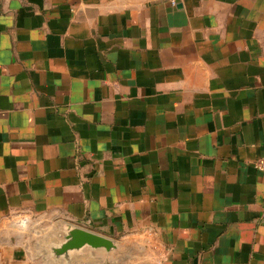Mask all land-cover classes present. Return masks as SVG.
<instances>
[{"label":"crops","instance_id":"obj_1","mask_svg":"<svg viewBox=\"0 0 264 264\" xmlns=\"http://www.w3.org/2000/svg\"><path fill=\"white\" fill-rule=\"evenodd\" d=\"M263 160L264 0H0V264H264Z\"/></svg>","mask_w":264,"mask_h":264},{"label":"water","instance_id":"obj_2","mask_svg":"<svg viewBox=\"0 0 264 264\" xmlns=\"http://www.w3.org/2000/svg\"><path fill=\"white\" fill-rule=\"evenodd\" d=\"M60 239V243L47 245L49 251L57 257L67 258L70 252L81 251L86 247L109 253L117 250V245L111 239L81 228H67L65 233H61Z\"/></svg>","mask_w":264,"mask_h":264},{"label":"built area","instance_id":"obj_3","mask_svg":"<svg viewBox=\"0 0 264 264\" xmlns=\"http://www.w3.org/2000/svg\"><path fill=\"white\" fill-rule=\"evenodd\" d=\"M175 4V3H174ZM258 168L262 171H264V160L261 161L259 164H258Z\"/></svg>","mask_w":264,"mask_h":264},{"label":"rangeland","instance_id":"obj_4","mask_svg":"<svg viewBox=\"0 0 264 264\" xmlns=\"http://www.w3.org/2000/svg\"><path fill=\"white\" fill-rule=\"evenodd\" d=\"M36 246H37V245H36ZM114 261H115V262H117V260H116V259H115V260H112V262H114Z\"/></svg>","mask_w":264,"mask_h":264}]
</instances>
